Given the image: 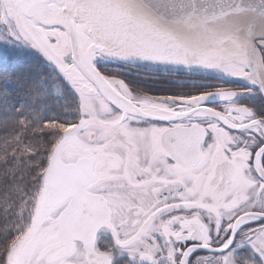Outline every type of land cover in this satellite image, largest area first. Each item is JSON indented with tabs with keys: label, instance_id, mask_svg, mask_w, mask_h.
<instances>
[{
	"label": "snow or ice",
	"instance_id": "snow-or-ice-1",
	"mask_svg": "<svg viewBox=\"0 0 264 264\" xmlns=\"http://www.w3.org/2000/svg\"><path fill=\"white\" fill-rule=\"evenodd\" d=\"M0 264H264V0H0Z\"/></svg>",
	"mask_w": 264,
	"mask_h": 264
},
{
	"label": "trees",
	"instance_id": "trees-1",
	"mask_svg": "<svg viewBox=\"0 0 264 264\" xmlns=\"http://www.w3.org/2000/svg\"><path fill=\"white\" fill-rule=\"evenodd\" d=\"M3 186V184H2V182H0V187H2Z\"/></svg>",
	"mask_w": 264,
	"mask_h": 264
}]
</instances>
